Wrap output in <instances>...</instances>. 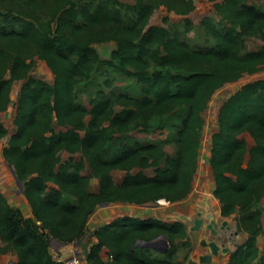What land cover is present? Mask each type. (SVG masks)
Wrapping results in <instances>:
<instances>
[{"label": "trees", "instance_id": "trees-1", "mask_svg": "<svg viewBox=\"0 0 264 264\" xmlns=\"http://www.w3.org/2000/svg\"><path fill=\"white\" fill-rule=\"evenodd\" d=\"M25 1L38 5V0ZM152 1L139 4L129 25L115 9L120 0H84L80 5L69 0L60 15L65 32L54 36L35 19L0 8V140L9 134L2 113L8 109L13 85L24 79L14 119L17 129L3 155L15 166L33 211V216H26L0 188V254L16 252L15 264H65L52 253L51 239L71 243L82 238L90 216L103 202L185 199L193 190L203 112L212 96L225 83L264 67V46L244 50L243 32L264 29V11L248 0H228L231 25L220 29L206 22L215 44L200 48L179 36L171 37L164 25L149 24L156 6ZM2 21L8 26H2ZM95 30L103 37L107 30L113 31L111 37L119 47L107 63L131 73L142 85L143 96L116 95L124 106L120 112L113 111V99L103 90L91 108L77 101L76 86L98 57L85 38ZM36 56L48 62L55 74L53 83L30 74ZM178 106L186 107L187 113L177 130L175 155L158 143L139 140L111 150L114 136L103 125L106 119L121 131L133 124L147 129L154 116ZM56 125L64 129L57 131ZM246 132L255 140L251 146ZM64 150L80 151L92 172H83L85 159L61 163ZM155 163V174H147L145 168ZM210 163L222 216L236 213L238 228L247 233L246 240L231 252L229 264H264V248L259 245L263 209L256 204L264 193V78L245 83L221 105ZM135 168L139 170L133 172ZM114 169L126 171L121 182L115 180ZM93 176L99 178L97 191L90 189ZM93 235L98 241L86 258L105 261L102 250L107 247L113 256L108 264H180L176 261L179 248L191 244L185 222L152 216L123 215L102 224ZM160 235L170 244L166 251L154 254L151 246L141 245L132 249L139 240L152 241Z\"/></svg>", "mask_w": 264, "mask_h": 264}, {"label": "rangeland", "instance_id": "rangeland-1", "mask_svg": "<svg viewBox=\"0 0 264 264\" xmlns=\"http://www.w3.org/2000/svg\"><path fill=\"white\" fill-rule=\"evenodd\" d=\"M73 1L80 5L84 0ZM146 1L147 0H120L121 3L116 4L115 9L120 10L127 24L131 25L137 15L139 4ZM153 1L156 6L151 15L149 24L164 25L168 28L171 37L179 36L195 48L213 46L215 44L213 36L206 30V22H212L220 29H224L226 26L231 25V8L228 0ZM248 3L264 11V0H248ZM68 4L69 0H38V5L35 6L25 0H0V8L2 10H13L16 13H21L26 17L35 19L41 28L50 36L65 32V29L60 26V15L63 8ZM1 23L2 26H8V23L4 21ZM238 28L241 30L240 26ZM112 33L113 31L107 30L104 37L96 30L85 34V38L89 40L91 45L97 50L98 57L94 62L93 68L80 78L76 86V95L79 103L91 108L93 106V100L98 97V91L103 90L113 99V111L120 112L124 109V106L116 100L117 94L125 93L132 96H143L144 93L141 88V83L137 81L134 75L120 71L107 63L106 60L112 58L113 50L119 47L117 40L111 37ZM242 36L244 50L258 49L264 46V29L255 33L243 32ZM151 62H153V59H151ZM152 65H154V63H152ZM30 74L48 83H53L55 78V74L48 62L38 56H36V64L30 71ZM258 78H264V67L254 73L246 72L238 80L227 82L216 90L209 102V106L203 112L205 122L202 135V146L199 167L193 180L192 192L185 199L176 202H169L165 199L151 202L145 209L147 213L146 218L152 216L161 218L167 222H172L181 220L182 215L188 214L193 217V214H198L200 210H204V213H201L203 216L209 213L212 218H217L220 222L225 217L231 222L235 220L236 213L231 216H221L219 210L215 211L214 208L218 206L219 209L220 202L214 195L216 181L210 163L212 136L219 128V111L223 102L242 85ZM23 82L24 79L15 81L11 91V100L8 109L2 113L3 120L9 128V133L17 129L14 119L17 110V100ZM186 113V107L178 106L171 112L156 115L149 122L147 129H144V125L133 124L129 130L121 131L118 127L111 125L110 119H106L103 125L107 130L113 133L114 140L111 143L112 151L121 148L123 145H133L136 140H139L142 142L158 143L163 146L168 153L175 155L177 150V130ZM91 117V114L87 115L86 121L89 122ZM60 129L64 128L56 125V130L58 131ZM244 136L251 144L253 139L252 136L248 132H246ZM7 139L8 138L5 136L0 140V160L4 165L2 168L3 172L1 171L2 175H0V188L12 205L20 207L26 216H33L29 201L3 155V148L8 145ZM61 158V163L69 160L79 161L85 159L86 167L83 172H92L89 162L80 151L72 153L64 150L61 152ZM160 163H164L163 159ZM157 165L158 164L155 163L145 168V172L149 175L155 174ZM137 170H139V168L133 169V172ZM112 172L117 182H121L126 176L125 170L114 169ZM90 189L93 191L99 189V178L97 176H93L91 179ZM256 204L263 209L262 220L264 226V193L257 198ZM97 208H99V206ZM102 210L103 208L98 209L97 213H101ZM92 216L93 214L90 217ZM206 220L209 221V217L208 219L206 218ZM107 222L105 221L102 224ZM90 225L93 226V221ZM87 230L91 233L90 228ZM208 230H190L191 235H189V240H191V244L190 246L188 245V247L181 246L179 248L176 261L180 262V264H227V257H230L231 252L242 244L247 237V233L243 231L237 233L236 226L231 227L226 232L222 231L218 236L212 233L211 230H209V233ZM203 236H207L211 240H216L221 248L229 247L230 249L226 254H224L222 250L218 255L212 254L210 247H203L200 244V238ZM230 237L232 239H230ZM165 239L167 238H161L160 241L158 240L157 246L164 248ZM140 244L146 246L143 242H140ZM259 245L261 248H264V234L259 238ZM157 254H159V252ZM205 254H212V259L209 263H204L202 261V257ZM14 260V253L11 251L0 255L1 264H12Z\"/></svg>", "mask_w": 264, "mask_h": 264}, {"label": "crops", "instance_id": "crops-1", "mask_svg": "<svg viewBox=\"0 0 264 264\" xmlns=\"http://www.w3.org/2000/svg\"><path fill=\"white\" fill-rule=\"evenodd\" d=\"M15 131L16 130L14 129L12 133H9L6 136L8 138L7 144H8V141H9L11 135ZM252 138H253V136H252ZM254 143H255L254 138L252 139L251 144L248 142L249 146L253 145ZM161 200H163V199H161ZM150 204H151V202L145 203V204H135V203L121 202V201L108 202V204H104V205L100 204L99 208H97V210L100 208H103L102 212L97 213V210H96L93 213V216L90 217V219L88 221V229L90 228L91 233L88 230V232L81 239H78V240L71 242V243H66V242L60 241L57 238H52L51 239V251L54 254V256H56L57 258H68L76 252L82 253L83 255L86 256L88 250L92 247V245L94 243H96L98 241V238L95 235H93V232L96 228L101 226V224L103 222L114 220L115 218L123 216V215L133 216V217H136L138 219H145L147 216L145 209ZM29 205H30V203H29ZM31 209H32V207H31ZM32 214H33V211H32ZM186 215L190 216L188 214H186ZM29 216H32V215H29ZM94 218H95V220H94ZM92 221H93V226L90 225L92 223ZM182 221H184V220H182ZM184 222L187 225L188 239H189V235H191V233L189 232L190 227L186 221H184ZM263 234H261L260 237ZM0 241H1V236H0ZM190 242H191V240H190ZM139 245H141V244L138 243L136 246H139ZM141 246L144 247V245H141ZM157 247L160 248L159 246H157ZM152 248H153L154 254H157L158 252L159 253L163 252L162 250H160L158 248H154V247H152ZM108 251L109 250L107 248H103V250H102V256H103L104 260L107 259L108 255H109ZM11 252L14 253V257H15V260H14V262H12V264H15L18 260V256H17L16 252H14V251H11ZM213 259H215V258H213ZM229 260H230V257L228 256L227 260H226L227 264H229Z\"/></svg>", "mask_w": 264, "mask_h": 264}, {"label": "water", "instance_id": "water-1", "mask_svg": "<svg viewBox=\"0 0 264 264\" xmlns=\"http://www.w3.org/2000/svg\"><path fill=\"white\" fill-rule=\"evenodd\" d=\"M7 163H8V166L10 167V169L12 170L15 178L17 179L18 184L20 185V187L23 190L24 189L23 181L19 178L15 166L12 163L8 162V161H7ZM3 167H4V165L2 164V162L0 160V175H2V172H3L2 168ZM102 204L103 205L104 204H108V202H103ZM214 208H215V211L219 210V213L222 216L220 208L218 209V206H215ZM201 213H204V210H200L198 214H196V213L193 214L192 215L193 217L187 216V215H182L181 219L186 221L190 225V230L191 231H193V230L206 231V230L209 229V230H211L212 233H214L217 236L220 235L222 233V231L226 232L227 230H229L233 226H236V228H237L236 232L237 233H239V231H241L238 228V222H237L236 218H235V220L233 222H231L230 220H228V218L225 217L220 222L219 220H217V218H212L211 214H209V213L208 214L206 213L207 214L206 216L205 215L203 216V214H201ZM199 214H201V215H199ZM208 217L210 219L209 221L206 220V218L208 219ZM161 238H166V236L165 235H160L159 237H157L155 240H152V241L139 240L137 243L134 244L132 249H134V247L140 242L145 243L146 246H151V247H154V248H158L157 247V242H158V240L160 241ZM230 239H232V238L230 237ZM164 242H165V247L164 248H158V249H160L162 251H166L170 247V244H169L167 239H165ZM200 244L203 247H207V246L210 247L211 250H212V254H215V255H218L221 250L223 251L224 254H226L227 251L230 249L229 247L228 248H221L220 244H218V242L216 240H211L207 236H203V237L200 238ZM212 254L203 255L202 261L204 263L205 262L209 263L211 261V259H212Z\"/></svg>", "mask_w": 264, "mask_h": 264}, {"label": "built area", "instance_id": "built-area-1", "mask_svg": "<svg viewBox=\"0 0 264 264\" xmlns=\"http://www.w3.org/2000/svg\"><path fill=\"white\" fill-rule=\"evenodd\" d=\"M65 262V264H108L107 262L109 260L113 259V256L111 254L108 255L107 259L103 262H97V261H89L85 255L82 253H74L68 258H59Z\"/></svg>", "mask_w": 264, "mask_h": 264}, {"label": "flooded vegetation", "instance_id": "flooded-vegetation-1", "mask_svg": "<svg viewBox=\"0 0 264 264\" xmlns=\"http://www.w3.org/2000/svg\"><path fill=\"white\" fill-rule=\"evenodd\" d=\"M186 224V223H185ZM209 231V230H208ZM189 232H190V229H189ZM209 233H210V231H209Z\"/></svg>", "mask_w": 264, "mask_h": 264}]
</instances>
